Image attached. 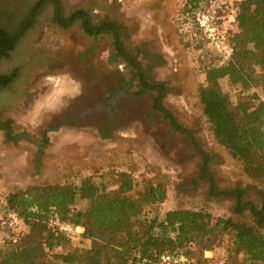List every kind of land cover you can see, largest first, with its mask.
Instances as JSON below:
<instances>
[{
    "label": "rangeland",
    "instance_id": "obj_1",
    "mask_svg": "<svg viewBox=\"0 0 264 264\" xmlns=\"http://www.w3.org/2000/svg\"><path fill=\"white\" fill-rule=\"evenodd\" d=\"M61 1L66 16L81 9L90 14L95 24L110 21L121 26L122 40L138 56L146 73L168 86L164 106L182 126L193 131L196 145L173 131L163 115L152 109L154 94L136 95L139 81L131 68L114 59L112 33L93 38L85 33L81 22L64 29L55 23L54 8L49 5L10 57L0 60L1 75L19 72L17 80L0 91V112L4 119L14 121L18 133L27 134L19 143L7 145L0 132V204L4 205L17 189L79 185L90 176L112 192L117 188V175L129 172L137 191L151 180L165 185L166 200L148 206L145 212L149 217L163 218L169 211L187 209L255 224L249 212L243 216L234 214L233 201L208 195L210 177L220 189H246L249 198L261 206L264 179L248 176L243 162L234 159L215 140L200 101L206 70L214 59L192 48L180 31L186 21V0ZM231 1L238 7L243 0ZM37 2L0 0V27L9 33L17 32ZM233 33L235 40L237 24ZM262 76L256 68V81L249 90L231 84L228 78L220 80V84L235 105L251 102L254 96V103H264ZM123 80L129 86V95L120 101L113 129L105 131L103 114L88 111L109 99L112 90L122 92ZM61 121L64 124L48 133L49 143L44 145L42 132L58 128ZM200 151L209 155V177L201 173ZM86 206V201L76 204L78 210ZM258 230L264 234V224ZM25 234L23 242L30 237L41 241L38 235H32L30 226ZM92 244L85 233L75 239L63 237L55 253L89 250ZM208 248L224 249L220 254L222 264H257L240 253L229 236ZM13 249L14 245L0 234V250L7 253Z\"/></svg>",
    "mask_w": 264,
    "mask_h": 264
},
{
    "label": "trees",
    "instance_id": "obj_2",
    "mask_svg": "<svg viewBox=\"0 0 264 264\" xmlns=\"http://www.w3.org/2000/svg\"><path fill=\"white\" fill-rule=\"evenodd\" d=\"M203 1L206 0H186L187 12ZM49 5L54 8L55 23L64 29L81 22L85 33L93 38L112 33L114 59L131 68L139 81L136 95L154 94L152 109L163 115L173 131L185 135L196 145L193 131L182 126L164 106L169 94L168 86L153 80L146 73L138 56L126 47L121 26L116 22L95 24L90 14L81 9L66 16L61 0H38L17 32L9 33L0 27V60L10 57L24 34L33 28L37 17ZM236 24L239 33L234 40V61L223 67H208L206 86L200 91V101L217 143L229 150L234 159L243 162L248 176L264 179V103H254L257 99L254 96L251 102L235 105L220 84V80L228 78L231 84L249 90L256 81V68L264 78V0H243L238 5ZM18 76V70L11 74H0V91L9 88ZM0 132L4 133L5 144H17L27 135L18 133L14 121L4 119L1 112ZM49 132L46 130L43 133L44 145L49 143ZM200 153L203 160L201 173L209 177V155L203 151ZM117 179V188L112 192H108L91 176L79 185L47 184L14 191L4 205L0 204V227L6 213L15 211L26 227L30 226L32 235H38L41 241H34L30 237L23 242L25 234L12 251L4 253L0 250V264H139L143 261L157 264L162 254L185 249L195 262L210 264L203 259L204 253L213 244H220L224 236L232 237L235 248L248 260L264 264V234L258 230L264 224V200L258 206L249 198L246 189L235 187L223 190L209 177L208 195L233 201L234 214L243 216L249 212L255 224L214 218L207 212L187 209L169 211L163 218L149 217L146 208L166 200L164 183L151 180L137 191L135 180L129 172L118 174ZM79 200L88 202V206L78 210L76 204ZM50 215L84 227L85 237L93 241L91 249L56 254L63 236L48 228ZM156 229L161 230L157 236Z\"/></svg>",
    "mask_w": 264,
    "mask_h": 264
},
{
    "label": "built area",
    "instance_id": "obj_3",
    "mask_svg": "<svg viewBox=\"0 0 264 264\" xmlns=\"http://www.w3.org/2000/svg\"><path fill=\"white\" fill-rule=\"evenodd\" d=\"M227 10L229 11L227 13ZM227 13V14H226ZM238 7L231 0H206L196 8H190L181 25V33L200 54L212 57L213 66L223 67L232 62L235 54L234 26ZM48 228L57 235L70 239L80 238L85 228L62 221L57 215L47 219ZM26 224L15 211H8L0 227V234L6 241L15 245L26 233ZM160 229L155 230L157 236ZM139 264H146L145 261ZM157 264H199L188 254L187 250L162 254Z\"/></svg>",
    "mask_w": 264,
    "mask_h": 264
},
{
    "label": "flooded vegetation",
    "instance_id": "obj_4",
    "mask_svg": "<svg viewBox=\"0 0 264 264\" xmlns=\"http://www.w3.org/2000/svg\"><path fill=\"white\" fill-rule=\"evenodd\" d=\"M120 88L123 89L122 92H120L118 89H116L114 91L112 90L110 92L109 99H106V100L103 99L101 102L97 103L96 106H92L93 110L88 111L89 113L94 112V113L103 114L104 123H106L104 126L105 131L113 129V126L116 122V115L120 112V109H119L120 101L124 97L129 95L128 94L129 86H128L127 82H121ZM95 107H96V109H95ZM98 108H99V110H98ZM76 119L77 118H75V120ZM73 121H74V119L70 120V122H73ZM64 122L65 121H61L60 123H58V124H61V125H59L58 128L54 126L51 129L48 128L46 130H50V132L59 130V128L62 126V124H64ZM46 130H44V131H46ZM44 131L42 132V134L44 133Z\"/></svg>",
    "mask_w": 264,
    "mask_h": 264
},
{
    "label": "crops",
    "instance_id": "obj_5",
    "mask_svg": "<svg viewBox=\"0 0 264 264\" xmlns=\"http://www.w3.org/2000/svg\"><path fill=\"white\" fill-rule=\"evenodd\" d=\"M224 251L223 248H217L212 251H206L204 253L203 259L206 260L210 264H219L217 262H220V264L224 263L221 261L220 254Z\"/></svg>",
    "mask_w": 264,
    "mask_h": 264
}]
</instances>
